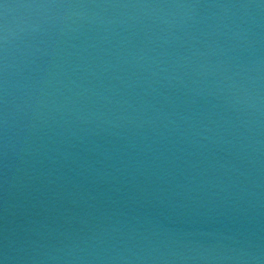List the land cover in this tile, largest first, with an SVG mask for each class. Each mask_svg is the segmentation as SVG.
Listing matches in <instances>:
<instances>
[{
	"label": "water",
	"instance_id": "obj_1",
	"mask_svg": "<svg viewBox=\"0 0 264 264\" xmlns=\"http://www.w3.org/2000/svg\"><path fill=\"white\" fill-rule=\"evenodd\" d=\"M0 264H264V0H0Z\"/></svg>",
	"mask_w": 264,
	"mask_h": 264
}]
</instances>
